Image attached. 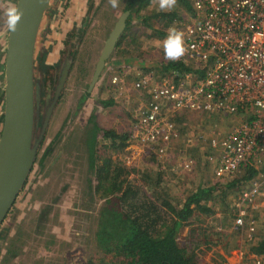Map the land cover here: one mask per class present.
<instances>
[{"label": "rangeland", "instance_id": "rangeland-1", "mask_svg": "<svg viewBox=\"0 0 264 264\" xmlns=\"http://www.w3.org/2000/svg\"><path fill=\"white\" fill-rule=\"evenodd\" d=\"M16 2L0 0V99L4 90L3 63L8 34L5 11L15 7ZM123 3L124 0H117V7L113 8L110 0H52L44 15L35 65L41 62L54 68L36 73L35 83L43 91L40 97L45 100V104L39 107L36 134L42 128L47 106L53 101L55 104L27 181L0 226V264H85L90 256L99 255L94 232L102 200L95 189L94 171L88 169L85 142L90 129L88 120L93 116L92 121L103 130H113L119 135L132 134L131 114L139 98L132 87L134 68L149 69L148 75L159 80L162 76L153 68H156V62L168 61L164 58L162 41L145 37L150 31L145 33L141 18L176 10L183 19L176 18L175 23L165 29L163 26L167 19L150 21L153 29H160L167 35L170 27L182 32V25L189 16L186 7L177 0L171 10H160L159 0H151L143 12L134 17L125 35L128 37L117 51H113L89 97L81 102L83 93L88 91L104 43L123 13ZM69 51L73 56L62 88L55 97L60 71L66 62L64 60L69 59L66 57ZM114 61L118 65H110ZM140 72L145 74L142 69ZM116 74L124 79L118 88L109 83L110 77ZM109 98L113 99V105L103 108L100 101ZM2 114L3 101L0 100V129ZM173 121L178 139L161 157L154 158L157 162L150 158L151 153L142 154L141 149L131 142L130 135L123 152L114 151L104 141L98 140L97 156L121 163L130 172L135 170L136 173H130L128 179L141 186L140 191L146 196H149L148 181L145 182L142 176L150 173L151 182H154L159 169L163 172L159 191H167L170 195L186 197L188 192L203 184L216 183L212 176L213 164L207 161L204 141L214 128L224 134L230 125L215 116L192 113L176 116ZM185 160L192 161L191 168L184 169ZM242 171L235 177L240 178ZM250 185L248 183L233 191L223 204L216 200L210 216L200 214L198 223L181 230V238L193 235V239L196 237L201 243L207 240L212 244L200 253V264H210L215 260L220 264L261 263L262 259L242 251V247L251 238L264 237V215L258 214L263 209L259 205L246 209L247 217L252 221L250 227L240 230L233 225L239 194Z\"/></svg>", "mask_w": 264, "mask_h": 264}, {"label": "built area", "instance_id": "built-area-1", "mask_svg": "<svg viewBox=\"0 0 264 264\" xmlns=\"http://www.w3.org/2000/svg\"><path fill=\"white\" fill-rule=\"evenodd\" d=\"M190 3L181 59L194 73L153 80L134 68L132 87L139 98L130 140L142 154L161 157L178 139L176 116H215L229 124L224 134L216 128L209 132L204 150L217 180L231 179L247 165L257 171L237 199L233 225L243 230L252 223L247 208L264 210V109L256 107L257 100L264 101V0ZM123 82L116 74L109 83L118 88ZM191 165V160L183 162L184 169Z\"/></svg>", "mask_w": 264, "mask_h": 264}, {"label": "trees", "instance_id": "trees-1", "mask_svg": "<svg viewBox=\"0 0 264 264\" xmlns=\"http://www.w3.org/2000/svg\"><path fill=\"white\" fill-rule=\"evenodd\" d=\"M150 1L124 0L122 12H128L129 14L124 32L114 50L117 51L122 41L128 37L125 35L129 31V26L134 17L138 16L140 11L143 12L144 7ZM177 1L186 7V11H191L190 0ZM176 18H179L180 21L183 19L181 15L178 16L176 10L169 13L161 12L149 16L144 15L141 19L142 25L146 29L145 33L150 31L145 37L162 41L166 33L160 29H153L150 21L154 19L162 22V20L167 19L163 26V29H165L175 23ZM86 19H84V23ZM72 56L73 54L70 51L67 52L66 57L69 59L64 61L70 62ZM156 63V68L153 69H156V72L162 76L161 78L194 73L186 67L181 59L175 62L159 61ZM38 64L34 68L36 73L37 71L47 72L54 68L51 66L46 67L41 62H38ZM110 65L116 66L118 62L114 61ZM139 67L140 70H144L145 74L150 72L147 71L149 69ZM51 78L52 80L55 78L53 74ZM175 80L177 82V78ZM41 92L43 91L40 89V96L42 97ZM89 92L83 93L81 102L89 97ZM0 100L3 101L2 96ZM42 104H45L44 98L40 101V106ZM100 105L103 108L110 107L113 105V99L100 101ZM92 119L93 116L88 120L90 129L88 130V138L85 140L88 148V169L90 172L94 171L95 189L102 201L94 232L95 247L99 255L90 256L85 264H200L198 262L200 253L208 250L212 244L207 240L201 243L196 237L193 239V235L181 238V230L185 226L198 223L200 214L210 216L214 212L211 209L213 202L215 203L218 200L219 204L225 203L233 191L236 192L244 185L252 183L257 176V171L251 165H247L244 167L240 178L215 179L216 183L203 184L204 186H199L194 191L188 192L186 197H181L170 195L167 191H159V187L163 183L161 180L163 172L159 169L154 182H151L150 173L142 176L145 182L148 181V183L146 182V188H148L149 196H146L141 193V186L132 182V179H128L130 173H136L135 170L130 172L121 163H113L110 159L98 158L96 153L98 140L104 141L107 147L114 151L123 152L128 146L127 141L130 134L119 135L113 130H103ZM41 142L39 145H41ZM150 158L154 159L155 156L151 154ZM153 161L157 162L156 159ZM147 169L150 171V168ZM258 214L264 215V210ZM192 232L195 233V231ZM202 246L205 248L203 249ZM242 251L262 259L260 264H264V237L258 236L257 239L251 238L245 241ZM210 264L220 263L215 260Z\"/></svg>", "mask_w": 264, "mask_h": 264}, {"label": "water", "instance_id": "water-1", "mask_svg": "<svg viewBox=\"0 0 264 264\" xmlns=\"http://www.w3.org/2000/svg\"><path fill=\"white\" fill-rule=\"evenodd\" d=\"M52 0H17L22 12L16 31H8L4 56L3 114L0 129V226L23 189L33 167L43 131L50 118L51 102L37 133L40 89L33 81V55L40 25ZM128 12L122 13L109 33L89 84L99 80L106 61L124 32ZM69 62L60 71L55 97L65 81Z\"/></svg>", "mask_w": 264, "mask_h": 264}, {"label": "clouds", "instance_id": "clouds-1", "mask_svg": "<svg viewBox=\"0 0 264 264\" xmlns=\"http://www.w3.org/2000/svg\"><path fill=\"white\" fill-rule=\"evenodd\" d=\"M110 4L113 8L117 7V0H110ZM176 4V0H159L160 10H171ZM22 12L18 7H11L5 11L6 24L10 32L16 31V26ZM164 58L168 61L175 62L184 56L186 52L185 41L183 33L175 27H170L167 31V35L161 42ZM256 107L258 109H264V101L257 100Z\"/></svg>", "mask_w": 264, "mask_h": 264}, {"label": "crops", "instance_id": "crops-1", "mask_svg": "<svg viewBox=\"0 0 264 264\" xmlns=\"http://www.w3.org/2000/svg\"><path fill=\"white\" fill-rule=\"evenodd\" d=\"M41 26H42V23H41L40 28H39L38 36H39V34H40V31H41ZM38 36H37V39H36V44H35V48H34V55H33V81H34V82H36L35 79L37 78V76H36V72H35L34 68L36 67V65H35V63H36V58H35L36 55H35V54H37V51H38V48H37V44H38ZM151 154L154 155L155 157H158L156 153H151ZM242 170L244 171L243 168H242ZM243 171H242V172H243Z\"/></svg>", "mask_w": 264, "mask_h": 264}, {"label": "flooded vegetation", "instance_id": "flooded-vegetation-1", "mask_svg": "<svg viewBox=\"0 0 264 264\" xmlns=\"http://www.w3.org/2000/svg\"><path fill=\"white\" fill-rule=\"evenodd\" d=\"M17 3V2H16ZM16 5V4H15ZM124 13V12H123ZM44 19V18H43ZM9 31V30H8ZM7 36H8V34H7ZM5 51H6V48H5ZM3 65H4V63H3ZM3 75H4V72H3ZM42 100V98H40V101Z\"/></svg>", "mask_w": 264, "mask_h": 264}]
</instances>
